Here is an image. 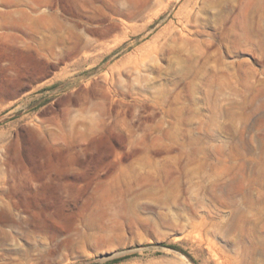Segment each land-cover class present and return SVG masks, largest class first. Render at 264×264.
I'll return each instance as SVG.
<instances>
[{"label": "rangeland", "instance_id": "obj_1", "mask_svg": "<svg viewBox=\"0 0 264 264\" xmlns=\"http://www.w3.org/2000/svg\"><path fill=\"white\" fill-rule=\"evenodd\" d=\"M119 257L264 264V0H0V264Z\"/></svg>", "mask_w": 264, "mask_h": 264}, {"label": "trees", "instance_id": "obj_2", "mask_svg": "<svg viewBox=\"0 0 264 264\" xmlns=\"http://www.w3.org/2000/svg\"><path fill=\"white\" fill-rule=\"evenodd\" d=\"M170 247L172 248H175V249H178L180 250L181 252H183L184 254H186L188 257H190V255L183 249H181L180 247L176 246V245H169ZM124 257H119V258H114L112 260H109V261H106L104 263H97V262H92V263H89V264H111V263H114V262H118L120 260H122Z\"/></svg>", "mask_w": 264, "mask_h": 264}, {"label": "bare ground", "instance_id": "obj_3", "mask_svg": "<svg viewBox=\"0 0 264 264\" xmlns=\"http://www.w3.org/2000/svg\"><path fill=\"white\" fill-rule=\"evenodd\" d=\"M204 1V0H203ZM204 5H205V3H204ZM217 5V4H216ZM200 6V5H199ZM204 7V6H203ZM205 9V8H204ZM201 12V11H200ZM216 12V11H215ZM197 14V13H196ZM217 14V13H216ZM196 16V15H195ZM212 16V15H211ZM196 20V19H195ZM192 21V20H191ZM186 24V23H185ZM179 25V24H178ZM181 31V30H180ZM182 32V31H181ZM180 32V33H181ZM187 33V32H186ZM182 35V34H181ZM176 51V50H175ZM177 52V51H176ZM179 53V52H178ZM155 62V61H154Z\"/></svg>", "mask_w": 264, "mask_h": 264}]
</instances>
